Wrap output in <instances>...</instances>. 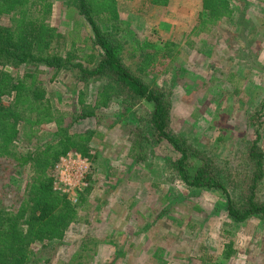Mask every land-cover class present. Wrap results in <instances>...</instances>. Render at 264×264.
Wrapping results in <instances>:
<instances>
[{
    "label": "rangeland",
    "instance_id": "374dc122",
    "mask_svg": "<svg viewBox=\"0 0 264 264\" xmlns=\"http://www.w3.org/2000/svg\"><path fill=\"white\" fill-rule=\"evenodd\" d=\"M51 1L46 20L59 33V52L72 41L85 51L93 47L84 18L64 0ZM117 5L122 37L130 44H176L174 58L161 60L145 79L168 90L169 128L223 169L229 191L242 203V179L252 169L243 152L257 126L264 153V0H230L232 16L213 25L201 22L200 0ZM8 20L3 16L0 24ZM2 69L13 76L27 70L9 64ZM40 79L69 132L88 131L91 140L88 154L77 151L89 163L77 217L62 239L31 246V264H264L261 219L235 223L220 191L179 181L178 154L150 134L151 104L113 103L97 109V118L75 119L82 113L79 98L92 103L96 84L84 85L66 70L45 69ZM53 129L39 125L32 137L22 130L16 149L53 142ZM130 138L140 141L134 149ZM27 170L11 174L17 189ZM256 198L264 202V176Z\"/></svg>",
    "mask_w": 264,
    "mask_h": 264
},
{
    "label": "trees",
    "instance_id": "16d2710c",
    "mask_svg": "<svg viewBox=\"0 0 264 264\" xmlns=\"http://www.w3.org/2000/svg\"><path fill=\"white\" fill-rule=\"evenodd\" d=\"M152 5H166L168 0H147ZM200 20L216 24L232 16L230 0H200ZM82 16L92 31L91 48L85 51L72 41L59 52V33L47 20L51 0H0V264H31L36 243L60 240L75 221L84 197L72 203L66 194L54 189V166L69 151L88 154L91 133H70L64 119L53 107L40 79L45 69L75 73L84 84H96L95 99L78 102L82 113L75 119L97 118V109L113 103L133 107L145 101L151 104L150 134L156 142H166L178 154L175 175L192 189L220 191L225 198L230 220L243 223L259 217L264 226V202L256 198V190L264 176V153L259 145L260 130L243 152L251 170L243 177L242 203L235 201L223 172L170 128L169 92L146 81L161 60L174 58V42L154 46L150 43L130 44L122 37L123 28L117 0H64ZM81 52V54H79ZM24 66L22 74L11 75L3 65ZM258 113V112H257ZM253 116L256 118L260 114ZM256 115V116H255ZM252 117V116H251ZM42 124H53V142H34L25 151L15 143L25 131L27 137ZM254 126V125H253ZM133 149L140 141L130 138ZM27 168L25 184L17 189L11 176ZM12 174V175H11Z\"/></svg>",
    "mask_w": 264,
    "mask_h": 264
},
{
    "label": "built area",
    "instance_id": "2783aa9c",
    "mask_svg": "<svg viewBox=\"0 0 264 264\" xmlns=\"http://www.w3.org/2000/svg\"><path fill=\"white\" fill-rule=\"evenodd\" d=\"M88 167L86 157L77 151H69L54 166V189L66 194L72 203H76L78 192L86 186Z\"/></svg>",
    "mask_w": 264,
    "mask_h": 264
}]
</instances>
